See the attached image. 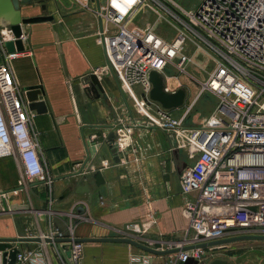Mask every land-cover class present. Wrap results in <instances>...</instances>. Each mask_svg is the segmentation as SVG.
Returning <instances> with one entry per match:
<instances>
[{
  "label": "built area",
  "instance_id": "obj_1",
  "mask_svg": "<svg viewBox=\"0 0 264 264\" xmlns=\"http://www.w3.org/2000/svg\"><path fill=\"white\" fill-rule=\"evenodd\" d=\"M83 1L88 7V0ZM98 2L95 13L103 20L99 35L106 56L101 71L118 78L149 119L146 126L176 132L180 147L194 159L181 174L188 228L178 247L239 235H264V0H201L196 10L185 9L176 0ZM151 15L174 25L175 36L168 38L157 32L149 21ZM137 19L147 24L136 23ZM27 38L24 31L17 36L10 25L0 27L5 59L0 64V144L7 150L0 157L18 160V188L47 181L38 150L40 132L11 67L12 60L27 52L25 48L9 51L6 46L8 41ZM187 43L195 52H203L210 63L205 80L191 75L200 90L188 109L175 117L151 98L150 74L156 70L164 75L167 92L179 89L180 79L171 71L188 73L186 66L193 62V56L186 52ZM205 93L217 98V108L200 125L187 126L189 112ZM130 124L139 125L140 121L131 118ZM125 130L124 126L119 128ZM6 194L0 191V198ZM67 229L56 228L43 237L71 239L70 256L61 253L63 264H80L84 242L76 240L73 223ZM17 245L15 264L47 263L36 248ZM207 248L215 247L166 254L163 264H185L191 258L203 261ZM130 260L151 264L154 255L132 253Z\"/></svg>",
  "mask_w": 264,
  "mask_h": 264
},
{
  "label": "crops",
  "instance_id": "obj_2",
  "mask_svg": "<svg viewBox=\"0 0 264 264\" xmlns=\"http://www.w3.org/2000/svg\"><path fill=\"white\" fill-rule=\"evenodd\" d=\"M98 3L88 0L87 7L83 0H47L46 11L39 1L22 5L23 17L54 16L53 21L21 25V32L28 35L24 41L27 54L18 57L21 73L11 66L24 98L28 88L40 86L41 96L50 106L48 113L31 111L40 132L38 150L47 181L18 188L20 172L3 202L6 204L11 193L21 192V202L34 205L33 211L45 216L44 220L54 218L55 227L75 224L77 238L131 237L158 250L172 249L182 243L188 228L184 210L187 195L180 180L194 159L180 147L176 132L146 126L149 119L118 78L101 71L106 56L99 35L103 20L95 13ZM6 25L8 20L0 19V27ZM0 51L1 64L5 62L1 45ZM92 73L98 75L105 91L99 98L86 88ZM184 87L188 95L190 90ZM204 95L209 104L193 105L187 126L200 125L217 108V98L211 93ZM193 100L170 109V113L181 116ZM131 118L140 124L131 125ZM123 126L126 130L119 131ZM2 158L7 157H0V191H6L1 175L8 170L10 159L5 162ZM98 171L103 177L100 185L95 178ZM86 184L89 193L78 190ZM25 209L21 206V211ZM29 219L21 214V231L0 237L33 238L51 232L36 220L35 226L28 224ZM128 223L139 235L125 232ZM29 244L19 245L27 248ZM221 248H207L205 259L197 264L224 259L216 255L218 250H226ZM69 249L68 242H42L36 248L46 264H63L62 254L68 257ZM139 252L148 251L125 242L88 241L84 242L80 264H133L131 254ZM152 254L151 264H163L166 254Z\"/></svg>",
  "mask_w": 264,
  "mask_h": 264
},
{
  "label": "water",
  "instance_id": "obj_3",
  "mask_svg": "<svg viewBox=\"0 0 264 264\" xmlns=\"http://www.w3.org/2000/svg\"><path fill=\"white\" fill-rule=\"evenodd\" d=\"M34 1H39L42 3V9L44 11L47 10V5L45 2L47 0H0V19H7L9 22V25L14 30L15 34L17 36H20L21 34V25L34 23V22H42V21H53L54 16L44 14L39 15L35 17H23L22 15V5L25 4H32ZM55 27V25H54ZM6 46L9 51H15V50H23L25 48L24 41L21 39H17L16 41H8L6 43ZM91 81L87 84V90L94 93L97 98L101 97L102 94H104V88L102 86V83L96 73H92L90 75ZM151 82L153 83V88L151 91V98L153 100H156L162 104V106L166 109H173V108H179L185 104L186 98H187V89L185 87L177 89L175 92H167L165 90V77L160 72L153 70L150 74ZM42 90L40 86L37 87H31L26 90V97L29 101V108L34 114H43L48 113L50 111V106L46 99L41 96ZM95 178L97 179V185H100L103 183V177L101 173L98 171L95 173ZM88 184L86 185H80L78 187L79 191H86L90 192V189L88 188ZM4 192H10V191H4ZM46 207V203L44 205ZM16 210V207L13 206L11 208H8L6 204L3 202V200L0 198V213H6V212H14ZM138 224H140L138 222ZM124 230L127 232L132 233L133 235H139V231L136 229H131L130 224L124 225ZM200 239H203L202 236H200ZM247 239H264V235H239L234 237H226L222 239H217L213 241H202L200 243H197L195 245H185L182 247H174L172 249L167 250H158L155 248H152L148 245H145L134 238L131 237H112V238H76L78 241L82 242H88V241H109V242H125L129 243L131 245H134L140 249H143L145 251L164 255L169 254L172 252H178L180 250H189L194 247H215V248H221L226 246L228 243L236 242V241H242ZM30 242V244L27 246L29 250L35 249L38 247L39 243L46 242V243H62V242H71V239L68 238H51V237H33V238H21V237H0V251L3 252V264H15L16 261V255L19 250L17 244H21V242ZM70 256V252L68 254ZM197 260L191 258L187 261V264H197ZM210 264H228V261L225 259H215Z\"/></svg>",
  "mask_w": 264,
  "mask_h": 264
},
{
  "label": "rangeland",
  "instance_id": "obj_4",
  "mask_svg": "<svg viewBox=\"0 0 264 264\" xmlns=\"http://www.w3.org/2000/svg\"><path fill=\"white\" fill-rule=\"evenodd\" d=\"M176 1L185 9L188 10L191 9L196 10L201 3V0H176ZM149 21L153 23V27L156 29V31L161 32L164 36L168 38H173V36H175L176 28L174 27V25L170 24V22H168L166 19L157 21L156 17H154V15H151L149 17ZM135 22L147 24L140 19H137ZM171 23L176 24L173 21H171ZM186 52L191 53V55L194 57L193 62L189 63L186 66V69L188 73H190V75H188V73L185 72H181V71L179 72V70L177 69L174 70L172 69V70H173V74L178 75L179 78L181 79L182 86L180 88L187 86L190 90L186 98V103H187L192 99H194L200 90L199 82L196 79H194L191 75L195 76L199 80H205L208 70V67L206 68V66H208V63H210V59L204 55H201L200 52H195L193 46H191L188 43L186 47ZM1 59H2V55L0 51V61ZM13 65H14V69H17V71L21 73V58L12 60L11 66L13 67ZM207 104H209V100L206 98L205 95H202L195 103V105H207ZM9 159H10L9 161L10 165L8 167V170L6 171L4 169L1 175L3 177L2 179L3 185H5L3 187H7L5 188L6 191L12 190L13 188L11 189V186H14V184H16L17 179L20 177V168H19L18 160L14 156L9 157ZM9 159L8 157L5 159L2 158V161L6 162ZM21 196L23 195L21 194V192H19L15 194L11 193L7 197V201H6L7 207L11 208L15 206L16 210L14 212L0 213V235H7L10 233L17 234L18 232H20L21 214L26 215L27 218H30L29 220H27L28 224H33L35 226L36 222L38 223L40 222L39 224H41V226L43 227L47 226L48 231H54L56 230V228H60L66 231L68 230L67 225L65 224L63 226L55 227V225L58 224L54 222V218L53 220L50 218H46V220H44L45 216H40L39 212L35 210L33 211V209L35 208L34 205H31L30 202L27 203H24L25 201L21 202ZM47 200H48V196H47ZM21 206H25L26 209L24 211H21ZM47 217H49V215H47ZM41 218H43V220H41ZM74 228L76 229L75 224H74ZM228 245H229L228 248L227 247L221 248L226 250H218L220 252H218V254L216 255L226 259L230 264H264V239H247V240L228 243Z\"/></svg>",
  "mask_w": 264,
  "mask_h": 264
},
{
  "label": "bare ground",
  "instance_id": "obj_5",
  "mask_svg": "<svg viewBox=\"0 0 264 264\" xmlns=\"http://www.w3.org/2000/svg\"><path fill=\"white\" fill-rule=\"evenodd\" d=\"M6 151L7 150H6L5 146H3V145L0 144V154L1 153H5Z\"/></svg>",
  "mask_w": 264,
  "mask_h": 264
}]
</instances>
